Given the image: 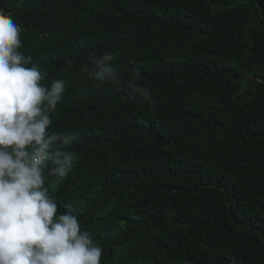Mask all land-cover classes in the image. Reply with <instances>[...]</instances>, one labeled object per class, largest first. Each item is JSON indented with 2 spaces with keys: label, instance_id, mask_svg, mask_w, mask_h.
I'll return each mask as SVG.
<instances>
[{
  "label": "trees",
  "instance_id": "16d2710c",
  "mask_svg": "<svg viewBox=\"0 0 264 264\" xmlns=\"http://www.w3.org/2000/svg\"><path fill=\"white\" fill-rule=\"evenodd\" d=\"M0 9L41 83L65 82L49 131L72 134L58 150L75 160L45 186L57 215H77L103 249L101 264H264V0ZM105 51L119 83L82 71Z\"/></svg>",
  "mask_w": 264,
  "mask_h": 264
},
{
  "label": "clouds",
  "instance_id": "9594fccd",
  "mask_svg": "<svg viewBox=\"0 0 264 264\" xmlns=\"http://www.w3.org/2000/svg\"><path fill=\"white\" fill-rule=\"evenodd\" d=\"M21 32L0 9V264H101L103 249L77 215H57L45 186L49 177L65 178L75 160L72 151L58 150L72 134L49 131L65 82L41 83L47 73L19 51ZM113 59L110 51L90 53L82 71L101 83H119ZM132 88L152 102L149 89Z\"/></svg>",
  "mask_w": 264,
  "mask_h": 264
}]
</instances>
